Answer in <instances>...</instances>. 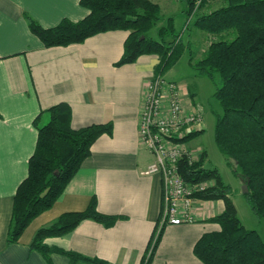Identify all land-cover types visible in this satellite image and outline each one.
Here are the masks:
<instances>
[{"label":"crops","instance_id":"obj_1","mask_svg":"<svg viewBox=\"0 0 264 264\" xmlns=\"http://www.w3.org/2000/svg\"><path fill=\"white\" fill-rule=\"evenodd\" d=\"M151 1L160 6V0ZM88 12L79 0H0V264H70L65 253L70 251L109 264H144L158 231L161 175L142 173L153 157L138 132L145 85L155 73L158 56L142 54L134 62L115 65L128 35L122 29L94 34L81 43L45 47L24 17L52 27L63 18L80 20ZM195 30L211 40V35ZM170 81L178 84L185 107H199L195 91L185 82ZM59 102L70 106L73 128L110 122L112 133L93 142L90 155L53 206L36 216L18 241L7 243L13 198L36 144L33 120ZM184 143L197 160L202 152L206 156L203 147L192 150ZM206 162L212 165L205 157ZM92 197L99 212L120 218L111 226L84 219L64 235L45 238L52 248L48 257L30 246L40 227L65 212L85 210ZM223 209L220 199H196L194 220L163 225L146 264H204L195 256L194 244L203 233L220 229L211 217Z\"/></svg>","mask_w":264,"mask_h":264},{"label":"trees","instance_id":"obj_2","mask_svg":"<svg viewBox=\"0 0 264 264\" xmlns=\"http://www.w3.org/2000/svg\"><path fill=\"white\" fill-rule=\"evenodd\" d=\"M184 1L183 12L187 17L196 9L197 0ZM220 1L218 7L194 16V28L211 35V40L200 56L190 53L188 63L197 74L207 76L213 83L219 82L213 92L221 108L215 117L214 141L232 166L233 174L247 185L243 195L251 211L264 220V0ZM79 3L89 12L77 21L63 18L52 27H42L29 15L24 17L30 31L45 47L81 43L109 30H126L123 53L115 65L134 62L142 54H155L159 63L154 75H163L185 49L181 33L175 32L173 17H167L157 27L160 7L151 0H79ZM154 27H157L155 34L151 32ZM70 120L71 109L66 102L45 109L33 120L36 144L28 159V173L13 198L7 243L18 241L29 223L53 206L90 155L93 142L101 134L112 133L110 122L73 128ZM201 131H190L178 140L187 142ZM204 164L202 152L197 161L190 163L183 156L178 165L187 182H207L206 188L193 193L195 199H220L224 203L223 211L211 217L220 229L200 236L193 247L195 256L204 264H264V241L259 232L242 224L229 186L215 167L204 168ZM88 218L111 226L120 217L99 212L92 197L85 210L65 212L40 227L30 246L48 257L52 248L44 243L45 238L64 235ZM65 253L70 264L78 260L109 264L76 252Z\"/></svg>","mask_w":264,"mask_h":264},{"label":"built area","instance_id":"obj_3","mask_svg":"<svg viewBox=\"0 0 264 264\" xmlns=\"http://www.w3.org/2000/svg\"><path fill=\"white\" fill-rule=\"evenodd\" d=\"M199 107H185L178 84L153 75L145 85L143 105L139 114L138 132L142 145L153 155V161L143 174L159 173L162 180V208L158 231L153 244L165 224L188 223L194 220L193 193L206 188L207 182H187L179 172V160L186 156L189 162L197 161L192 153L173 141L186 133L200 130L203 126ZM144 262L146 264L147 262Z\"/></svg>","mask_w":264,"mask_h":264},{"label":"rangeland","instance_id":"obj_4","mask_svg":"<svg viewBox=\"0 0 264 264\" xmlns=\"http://www.w3.org/2000/svg\"><path fill=\"white\" fill-rule=\"evenodd\" d=\"M200 2L201 0L196 1V9L186 17L183 12L186 6L184 0H160L161 20L157 24V27L163 25L167 17H173L175 32L181 33L182 43L185 45V49L178 60L170 65L163 74L170 80H182L191 90L195 91L196 101L202 112V126L204 125V128L201 133L187 142L192 146V150L197 149L198 146L206 150L205 157L217 169L222 181L229 186L230 197L237 204L242 224L246 228L258 230L264 241V220H259L251 211L242 193L241 181L233 174L232 166H229L225 161L224 156L220 153L214 141L215 117L221 111V108L219 102L213 97V92L215 87L219 85V82L213 83L207 76L197 74L188 63L190 53L196 57L199 56L203 52V49L208 47V42L210 41L196 34L197 31L193 26L194 16L197 13L208 12L221 4L220 0H206L203 4ZM156 28L154 27L151 32L155 34ZM173 141L178 142L179 146L189 151L184 142L178 139H174Z\"/></svg>","mask_w":264,"mask_h":264},{"label":"water","instance_id":"obj_5","mask_svg":"<svg viewBox=\"0 0 264 264\" xmlns=\"http://www.w3.org/2000/svg\"><path fill=\"white\" fill-rule=\"evenodd\" d=\"M208 167H210V163L206 162L204 164V168H208ZM241 188H242V193H246L247 192V185L245 183H242Z\"/></svg>","mask_w":264,"mask_h":264}]
</instances>
